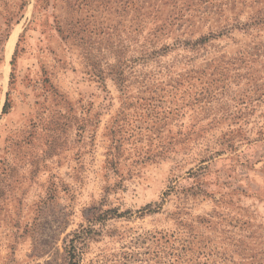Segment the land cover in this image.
<instances>
[{"label": "rangeland", "instance_id": "1", "mask_svg": "<svg viewBox=\"0 0 264 264\" xmlns=\"http://www.w3.org/2000/svg\"><path fill=\"white\" fill-rule=\"evenodd\" d=\"M75 233L82 264H264V0H0V264Z\"/></svg>", "mask_w": 264, "mask_h": 264}, {"label": "trees", "instance_id": "2", "mask_svg": "<svg viewBox=\"0 0 264 264\" xmlns=\"http://www.w3.org/2000/svg\"><path fill=\"white\" fill-rule=\"evenodd\" d=\"M207 42V39H203L192 44L191 48L195 49L197 47L202 46ZM8 103H6L5 108ZM4 108V109H5ZM83 233H75L72 238L68 241L66 246V264H82V248L81 244H83V240L85 239Z\"/></svg>", "mask_w": 264, "mask_h": 264}]
</instances>
